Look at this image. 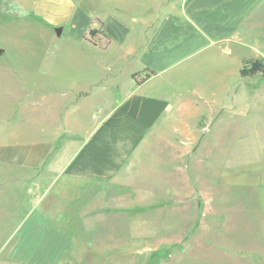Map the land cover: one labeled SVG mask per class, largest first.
Segmentation results:
<instances>
[{"label": "rangeland", "instance_id": "1", "mask_svg": "<svg viewBox=\"0 0 264 264\" xmlns=\"http://www.w3.org/2000/svg\"><path fill=\"white\" fill-rule=\"evenodd\" d=\"M76 1H82L87 14L101 19L113 14L120 17L115 8L140 14L149 3ZM22 20L14 22L8 12L0 11V120L15 117V96L24 95L28 88L54 85L93 89L91 99L80 109L85 121L91 122L96 114L91 101L105 95H96L95 88L128 84V69L118 66L122 53L116 44L101 51L69 39L66 32L58 35L29 18ZM216 59L203 61L201 66L219 65ZM262 61H245L236 72L237 61L232 59L230 70L225 72L197 70L183 77L195 87L200 100L190 114L183 111L184 125L177 127L184 138L197 133L196 140L150 142L147 149L137 151L116 181L87 185L65 176H44L38 185L31 180L0 183V264H61L64 260L80 264L82 259L88 261L86 264H99L96 257L109 259V264H264V177L257 173V162L264 159V138L260 139L264 137V75L257 71L264 68ZM220 78L230 84L231 92L225 107L213 110L215 119L208 122L212 109L207 106V89ZM54 97L57 101L60 94ZM28 117L30 124L47 122L42 112ZM20 127L26 129L29 124L0 125V134L2 130L14 134ZM165 148L183 150L184 155L168 156ZM149 181L161 182V188L148 187ZM78 196L137 200L176 197L182 198L183 211L180 219L171 216L164 222H152V227L157 226L155 232L162 235L121 236L124 232L120 231V236L96 237V230L92 235L80 231L78 220L72 221L64 235H50L39 211L46 205H37V199ZM107 229L102 232H109ZM102 263L106 264L104 260Z\"/></svg>", "mask_w": 264, "mask_h": 264}, {"label": "crops", "instance_id": "2", "mask_svg": "<svg viewBox=\"0 0 264 264\" xmlns=\"http://www.w3.org/2000/svg\"><path fill=\"white\" fill-rule=\"evenodd\" d=\"M115 10L120 17L113 14L101 19L87 14L82 1L0 0V11L8 12L14 22L29 18L32 23L60 29L58 35L66 32L69 39L101 51L116 44L122 53L118 66L128 69L129 79L121 88H115V84L106 90L95 88L94 94L105 95L97 102L91 101L96 110L91 122H86L80 113L92 97L91 88L75 90L71 86L48 85L28 88L24 95L15 96V117L1 119L0 125L6 128L29 124V128H17L14 134L1 131L0 183L22 184L31 180L38 185L44 176H65L87 185L116 181L137 151L147 149L150 142L196 140L197 133L184 138L177 127L183 124V111L190 114L200 100L195 87L183 77L192 76L197 70L225 72L230 70L232 59L237 61L236 72L245 61L264 60V0H149L140 14ZM94 19L102 25L94 24ZM96 26L108 38L105 49L86 39L105 42L96 32L93 38L89 37L97 31ZM216 58L219 65L201 66V62ZM207 91V106L212 109L207 116L209 122L215 119L213 110L225 107L231 86L220 78ZM58 93L56 101L54 96ZM33 112L44 113L47 122L36 120L30 124L28 116ZM164 151L168 156L184 155L183 150ZM257 164L258 177L263 178L264 159ZM147 185L161 188L162 183L149 181ZM182 203V198L176 197L37 199V205H46L38 210L52 236L64 235L74 220L80 221V231H86V235L96 230V237L120 236V231L124 232L121 236L162 235L155 232L157 226L152 227V222L180 216ZM54 221L59 222L51 223ZM103 229L109 232H102ZM96 260L99 264L103 260L110 262L103 257ZM60 263L68 264L70 260Z\"/></svg>", "mask_w": 264, "mask_h": 264}, {"label": "trees", "instance_id": "3", "mask_svg": "<svg viewBox=\"0 0 264 264\" xmlns=\"http://www.w3.org/2000/svg\"><path fill=\"white\" fill-rule=\"evenodd\" d=\"M93 23L97 24L99 26L102 25V23L98 19H94ZM96 33L97 34H101L104 37V39H105L104 43H97V42H95V41H93V40H91L89 38H86V39L88 41H90V43H92L94 46H98L99 48L105 49L108 46V43H109L108 42V38L101 33L100 29L97 30ZM262 63L264 64V60L262 61ZM257 71H261V73L264 75V68H257ZM132 77H134V75Z\"/></svg>", "mask_w": 264, "mask_h": 264}, {"label": "water", "instance_id": "4", "mask_svg": "<svg viewBox=\"0 0 264 264\" xmlns=\"http://www.w3.org/2000/svg\"><path fill=\"white\" fill-rule=\"evenodd\" d=\"M56 31H57V33H60V29H57Z\"/></svg>", "mask_w": 264, "mask_h": 264}]
</instances>
